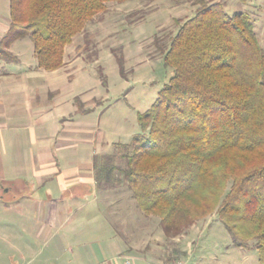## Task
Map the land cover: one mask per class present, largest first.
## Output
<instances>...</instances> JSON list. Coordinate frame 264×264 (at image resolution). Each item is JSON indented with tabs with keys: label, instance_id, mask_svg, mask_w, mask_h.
Masks as SVG:
<instances>
[{
	"label": "trees",
	"instance_id": "1",
	"mask_svg": "<svg viewBox=\"0 0 264 264\" xmlns=\"http://www.w3.org/2000/svg\"><path fill=\"white\" fill-rule=\"evenodd\" d=\"M107 1L123 0H9L1 56L12 61L8 45L28 35L38 68L61 67L64 47ZM193 4L162 51L173 75L137 113L140 131L115 145L123 152L94 163L95 178L108 186L122 177L166 238L215 213L234 245L254 241L264 264V51L246 12Z\"/></svg>",
	"mask_w": 264,
	"mask_h": 264
},
{
	"label": "crops",
	"instance_id": "2",
	"mask_svg": "<svg viewBox=\"0 0 264 264\" xmlns=\"http://www.w3.org/2000/svg\"><path fill=\"white\" fill-rule=\"evenodd\" d=\"M8 11L9 0H0V46ZM17 40L7 47L12 61L0 56V260L162 264L158 236L123 199L126 185L96 181L94 163L124 143L101 137L105 94L94 89L103 105H89L88 88H69L68 75H41L33 50L25 56Z\"/></svg>",
	"mask_w": 264,
	"mask_h": 264
},
{
	"label": "rangeland",
	"instance_id": "3",
	"mask_svg": "<svg viewBox=\"0 0 264 264\" xmlns=\"http://www.w3.org/2000/svg\"><path fill=\"white\" fill-rule=\"evenodd\" d=\"M219 1L226 12L242 10L251 17L257 41L264 51V0ZM193 3L194 0L107 1L105 9L94 14L64 47V64L60 70L40 68L39 72L41 75H68L69 82L74 78L69 88H88V95H92L87 101L89 105H103L102 96L94 95V89H101L106 99L97 124L102 130L101 137L108 142L125 143L140 131L137 113L152 104L158 90L173 75V68L165 65L161 58L162 51L168 47L179 24L193 14ZM15 43L30 57L33 44L28 35ZM118 56L123 59L121 73ZM113 148V152H123L120 147ZM119 180L126 185L122 177ZM125 187L127 193L123 199L130 198L136 205L130 189ZM142 214L140 212L138 218L148 222L147 229L158 236L155 240L162 246L156 248V262L159 259L162 264H258L254 241L248 248L234 245L215 213L187 226L175 238L164 236L157 216ZM121 261L124 264V260ZM7 262L8 259L0 260V264ZM30 264H36L35 258Z\"/></svg>",
	"mask_w": 264,
	"mask_h": 264
},
{
	"label": "built area",
	"instance_id": "4",
	"mask_svg": "<svg viewBox=\"0 0 264 264\" xmlns=\"http://www.w3.org/2000/svg\"><path fill=\"white\" fill-rule=\"evenodd\" d=\"M126 264H130L129 261H127Z\"/></svg>",
	"mask_w": 264,
	"mask_h": 264
}]
</instances>
